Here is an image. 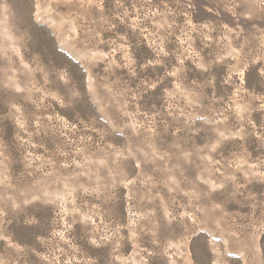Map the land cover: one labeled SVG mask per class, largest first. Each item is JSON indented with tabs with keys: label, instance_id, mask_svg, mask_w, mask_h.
I'll return each mask as SVG.
<instances>
[{
	"label": "rangeland",
	"instance_id": "1",
	"mask_svg": "<svg viewBox=\"0 0 264 264\" xmlns=\"http://www.w3.org/2000/svg\"><path fill=\"white\" fill-rule=\"evenodd\" d=\"M0 264H264V0H0Z\"/></svg>",
	"mask_w": 264,
	"mask_h": 264
}]
</instances>
